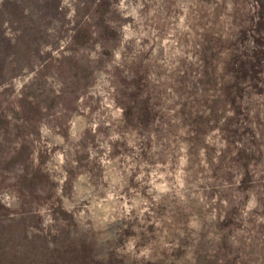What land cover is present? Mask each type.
<instances>
[{
  "label": "rangeland",
  "instance_id": "obj_1",
  "mask_svg": "<svg viewBox=\"0 0 264 264\" xmlns=\"http://www.w3.org/2000/svg\"><path fill=\"white\" fill-rule=\"evenodd\" d=\"M0 264H264V0H0Z\"/></svg>",
  "mask_w": 264,
  "mask_h": 264
}]
</instances>
